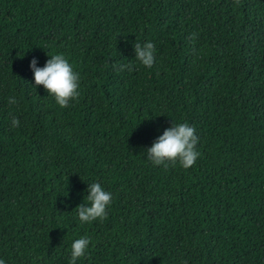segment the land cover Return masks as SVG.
Masks as SVG:
<instances>
[{
  "label": "trees",
  "instance_id": "obj_1",
  "mask_svg": "<svg viewBox=\"0 0 264 264\" xmlns=\"http://www.w3.org/2000/svg\"><path fill=\"white\" fill-rule=\"evenodd\" d=\"M55 54L80 76L64 108L30 68ZM184 122L194 166L153 165ZM92 182L112 203L81 223ZM84 236L76 264H264V0H0V259L69 264Z\"/></svg>",
  "mask_w": 264,
  "mask_h": 264
},
{
  "label": "clouds",
  "instance_id": "obj_2",
  "mask_svg": "<svg viewBox=\"0 0 264 264\" xmlns=\"http://www.w3.org/2000/svg\"><path fill=\"white\" fill-rule=\"evenodd\" d=\"M135 58L143 66L151 68L155 62L156 47L152 42L134 44ZM117 71L125 69L132 71V65H113ZM30 68L34 74L35 85H42L49 95L54 96L56 103L61 107H67L70 101L77 100L80 93V76L73 65L63 54L51 55L44 67H37V60L33 58ZM10 105L17 104L15 97L8 98ZM13 127L19 126L16 117L11 119ZM198 136L194 126L187 122L172 123L163 134L146 149L147 159L153 165L163 166L167 169L170 165L177 163L184 169H188L196 163L200 156L196 149ZM88 195L85 197L89 202L78 205L75 209L81 223H88L97 219L107 218V208L112 203V193L106 191L101 183L92 182L88 184ZM90 239L87 236L74 240L71 243V258L69 264L85 256L88 251ZM0 264H6L0 259ZM186 264V262H185Z\"/></svg>",
  "mask_w": 264,
  "mask_h": 264
}]
</instances>
